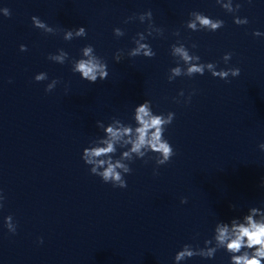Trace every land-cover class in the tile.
Returning <instances> with one entry per match:
<instances>
[{
    "label": "clouds",
    "instance_id": "9594fccd",
    "mask_svg": "<svg viewBox=\"0 0 264 264\" xmlns=\"http://www.w3.org/2000/svg\"><path fill=\"white\" fill-rule=\"evenodd\" d=\"M251 3V0H248ZM215 3L220 5L227 13H236L240 10L241 4L237 3L233 6V0H215ZM11 13L5 10V17H9ZM190 17H195V20H188L185 27L191 31L206 30L209 32H216L224 27V21L221 19H213L209 16L199 12L193 11L189 13ZM138 19L140 23L148 22L146 32H138L133 38V43L136 47L127 51L126 55L129 58L143 56L146 58H154L156 53L149 43H140V40L146 41L153 33L162 35L163 30L155 27L153 24V14L151 10L145 11L138 15L128 17L124 22L128 23L132 20ZM32 24L35 28L42 30L46 34L55 35L57 29L49 26L45 21H42L37 16L31 17ZM197 21L199 27H197ZM233 22L236 25L248 24L247 17L241 18L233 16ZM113 34L116 37L125 35L123 29L117 27L113 29ZM173 35L179 37V30L175 31ZM253 36H261L264 33L254 31ZM87 36L85 27L80 26L75 29L63 30V39L71 41L75 38H83ZM191 47L194 49L197 44L192 43ZM20 51H27L26 45H20ZM82 56L79 59H71V70L73 73H78L80 78L88 81L90 84L96 83L98 80L104 81L107 79L108 65L107 62L95 52L94 46L88 44L81 50ZM58 53V54H57ZM170 54L173 57H179L185 65L186 69L179 66L169 69L167 79L172 82L175 78L180 76H187L189 78L195 75L203 76L205 71L209 72L212 77L219 78L228 82V77H238L240 75V68L231 67L227 69L217 70L216 63L201 62V57L189 51L183 42H177L171 45ZM233 53L226 52L222 60L225 64L231 60ZM125 56L123 49H118L114 54V60L120 62ZM47 59L58 63L65 64L69 62V53L64 49H58L55 54L49 53ZM36 82H43L48 80L46 72H40L34 76ZM60 81L52 79L45 87V92H51ZM195 93H190L186 99V103L191 101V96ZM179 96H184L183 90L178 93ZM179 102V101H177ZM134 125L131 123H124L122 120L112 118L111 122L105 125L102 121H97L96 126L103 131V136L97 137L90 141L89 146L82 151L81 159L84 163L90 166L89 171L92 175L98 176L102 182L111 184L113 188L125 189L127 188V181L125 175L131 174L132 168L130 164L136 159L154 160L157 168L169 163L176 152L171 143L165 138L164 133L169 125L175 119L174 112H168L166 115L155 114L152 110V102L145 100L143 103L135 106L133 117ZM124 149L118 158H115L117 150ZM261 150H264V143L259 145ZM154 155H149V154ZM147 157V159H145ZM154 175L158 172L154 170ZM264 187V182H262ZM3 196L0 191V208L3 207ZM182 204L187 203V198L181 199ZM235 208V205H231ZM4 224L7 230L15 234L17 225L13 221L11 215L4 218ZM39 243H43V238H39ZM225 250L229 254V264H264V208L250 207L246 214L242 217L232 218L229 222L218 221L214 227L213 235L210 239L204 241V247H194L191 244H184L175 256L174 264H181V262L199 256L203 259H214L217 251Z\"/></svg>",
    "mask_w": 264,
    "mask_h": 264
}]
</instances>
